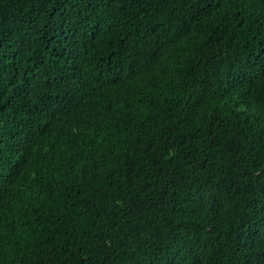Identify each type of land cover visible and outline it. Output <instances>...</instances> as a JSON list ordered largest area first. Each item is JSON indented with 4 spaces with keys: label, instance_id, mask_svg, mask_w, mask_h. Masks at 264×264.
I'll return each instance as SVG.
<instances>
[{
    "label": "trees",
    "instance_id": "obj_1",
    "mask_svg": "<svg viewBox=\"0 0 264 264\" xmlns=\"http://www.w3.org/2000/svg\"><path fill=\"white\" fill-rule=\"evenodd\" d=\"M0 264H264V0H0Z\"/></svg>",
    "mask_w": 264,
    "mask_h": 264
}]
</instances>
